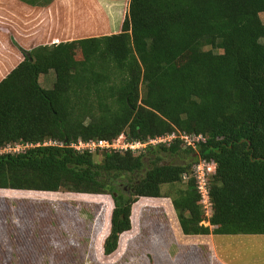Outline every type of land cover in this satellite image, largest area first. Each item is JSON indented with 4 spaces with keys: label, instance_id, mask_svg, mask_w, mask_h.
<instances>
[{
    "label": "trees",
    "instance_id": "trees-1",
    "mask_svg": "<svg viewBox=\"0 0 264 264\" xmlns=\"http://www.w3.org/2000/svg\"><path fill=\"white\" fill-rule=\"evenodd\" d=\"M261 13L264 0H130L119 33L18 45L24 60L0 82V149L29 146L0 152V190L110 195L105 255L132 229L142 197L170 198L186 235H264ZM51 70L56 81L45 88L40 77ZM176 130L205 140L196 149L177 139L138 153L71 146L122 134L145 142ZM168 154L189 161L162 163ZM199 158L216 163L208 220L192 175Z\"/></svg>",
    "mask_w": 264,
    "mask_h": 264
},
{
    "label": "rangeland",
    "instance_id": "rangeland-1",
    "mask_svg": "<svg viewBox=\"0 0 264 264\" xmlns=\"http://www.w3.org/2000/svg\"><path fill=\"white\" fill-rule=\"evenodd\" d=\"M129 2L130 0H127L122 4L121 12H124V18L129 9ZM16 3L17 0H0V27L10 26L6 24L9 17L15 19L14 12L19 11ZM64 6L62 4L55 8L56 13L63 9L65 14L62 20L65 34L61 36V42L92 37L93 35L68 33L73 20L68 17L67 8H63ZM21 13L30 14L23 10ZM35 18L36 15L33 14L27 20H33L34 25L48 24V29H52L53 20L47 15L39 22ZM260 18L264 23V13L260 14ZM16 20L25 22L20 17ZM57 26H60L59 19ZM262 41L264 42V39ZM76 55L77 59L82 58L78 46ZM49 72L55 74L53 70ZM43 84L47 87L52 85L44 82ZM98 155L96 160L99 161L102 156ZM188 161L189 158L185 154H168L163 157L162 163ZM180 186L183 187L184 184ZM163 189L166 192L169 186H164ZM160 202L172 207V200L169 199L150 201L149 209L143 214L150 225L147 228L155 232L163 228L167 234H174L169 222L172 217L177 218L174 208L171 214L167 209H151L154 204ZM113 207L114 202L110 195L0 190V264H110L111 259L104 254L103 243L109 233ZM135 223L138 224L137 211ZM155 232L151 241L142 232L148 239L141 234L139 248L132 250H152L155 247ZM216 248L217 253L230 264H264V235H220L216 237ZM119 261L116 259L115 263L119 264Z\"/></svg>",
    "mask_w": 264,
    "mask_h": 264
},
{
    "label": "crops",
    "instance_id": "crops-1",
    "mask_svg": "<svg viewBox=\"0 0 264 264\" xmlns=\"http://www.w3.org/2000/svg\"><path fill=\"white\" fill-rule=\"evenodd\" d=\"M126 1L54 0L48 6H32L17 0L16 6L19 11L14 12L15 19L9 17L6 24L10 26L0 27V82L24 60V54L18 45L25 50H32L41 45L61 43V36L65 34V31H63L65 26L62 24L65 14L63 9L56 13L55 8L59 5H65L63 8H67L68 17L73 20L71 28H68V33L72 35H93L92 37H94L111 35L122 29L124 12L121 11L122 4ZM21 10L30 14L24 15ZM33 14L36 15L35 19L38 22L46 15L50 17L53 20L52 29H48V24L47 26H44L43 23L39 25L35 23L34 25L33 20H27ZM18 17L23 18L25 22L20 23L17 21L16 18ZM58 19L60 26H57ZM114 21L116 24H114ZM55 81L56 77L53 72L40 77V83L45 88H52ZM43 82L52 83V85L47 87L44 86ZM163 199L171 200L170 198L142 197L134 204L132 229L122 234L118 250L111 255H106L111 259L110 264H117L115 263L116 259L120 260L119 264H230L217 253L216 237L220 235H186L183 233L178 219L173 217L169 219V222L174 234H167L163 228L158 229L156 232L148 229L147 227L150 225L148 219L143 217L144 211L149 209L150 201ZM161 203L154 204L151 209L163 208L171 214L174 208L173 205L171 207L167 203ZM136 211L138 213V224L135 223ZM159 224L164 225V223ZM142 232L146 234L149 241L152 240L153 233L156 234L155 247L147 252L132 250V248H139V238ZM142 236L146 238L143 234Z\"/></svg>",
    "mask_w": 264,
    "mask_h": 264
},
{
    "label": "built area",
    "instance_id": "built-area-1",
    "mask_svg": "<svg viewBox=\"0 0 264 264\" xmlns=\"http://www.w3.org/2000/svg\"><path fill=\"white\" fill-rule=\"evenodd\" d=\"M180 139L183 141V146L185 148L196 149L201 141L205 140V136L202 134H189L182 132L180 130L173 131L164 136H158L148 141H129L126 136L122 134L119 138L113 141L105 139H91L88 141L78 140L73 142L71 146L80 152L91 151L95 152L98 149H114V150H132L133 152H140L145 149L149 144H171L175 140ZM52 144V142H50ZM48 144V143H46ZM29 145L14 144L7 145L5 148L0 149V152H20L24 150ZM216 172V163L210 162L206 159L199 158L197 163L193 166V177L197 181V189L201 197V203L203 205V210L207 218H211L213 214V204L210 199V178ZM188 175H184V180H187ZM207 222V223H206ZM205 225H210L209 221H204Z\"/></svg>",
    "mask_w": 264,
    "mask_h": 264
}]
</instances>
